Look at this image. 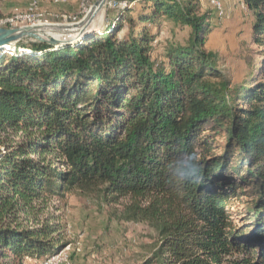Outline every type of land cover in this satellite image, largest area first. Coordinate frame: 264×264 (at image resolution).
<instances>
[{
    "label": "trees",
    "instance_id": "16d2710c",
    "mask_svg": "<svg viewBox=\"0 0 264 264\" xmlns=\"http://www.w3.org/2000/svg\"><path fill=\"white\" fill-rule=\"evenodd\" d=\"M141 1L137 30L126 9L100 34L0 48L6 264L52 256L63 242L60 225L4 218L71 191L99 195L108 205L125 200V220L153 227L159 242L146 264H264V72L232 84L216 67L199 0ZM242 1L262 45L264 0ZM161 16L191 34L185 44L167 45L158 61L146 24ZM123 20L129 29L121 36ZM208 128L226 135L218 155L210 154ZM181 159L195 162L194 177H178ZM238 191L255 199L242 228L228 212Z\"/></svg>",
    "mask_w": 264,
    "mask_h": 264
},
{
    "label": "rangeland",
    "instance_id": "374dc122",
    "mask_svg": "<svg viewBox=\"0 0 264 264\" xmlns=\"http://www.w3.org/2000/svg\"><path fill=\"white\" fill-rule=\"evenodd\" d=\"M40 14L49 23H68L82 20L96 0H38ZM41 2L48 7L42 10ZM55 2V3H53ZM141 0H105L102 6L88 18L85 32L81 37L100 34L108 25L118 21V15L130 10L129 16L136 21L135 29L141 24L137 21L143 12ZM201 11L208 17L211 30L205 42L207 51L214 53L216 67L225 74L232 84L260 78L264 72V44L254 41L252 28L254 19L251 11L242 0H199ZM43 4V3H42ZM23 12L17 11L14 13ZM14 13L0 15L7 16ZM74 17V18H73ZM64 18V19H63ZM119 35L128 33L127 20ZM146 28L154 35L153 56L160 61L164 58L169 44H185L191 28L159 17L156 23H147ZM60 40H70L72 32L46 31ZM80 37V38H81ZM79 39V38H78ZM212 156L223 152L226 135L222 130L208 128ZM250 185L243 184L249 191ZM238 199L228 205L232 222L244 227L245 220L251 217L255 199L250 194L238 191ZM126 201L108 205L99 195H84L78 191L67 192L63 197H52L33 203L26 211L11 213L5 221H14L23 226H34L42 222L60 225L56 237L63 246L52 256L45 258H23V264H146L152 261L157 250L159 236L157 231L146 223L125 220L122 216ZM255 225L254 222H251ZM255 238V237H254ZM59 242V243H61ZM56 257V259H54ZM44 261H49L44 263ZM0 264L6 260L0 258Z\"/></svg>",
    "mask_w": 264,
    "mask_h": 264
},
{
    "label": "water",
    "instance_id": "95a60500",
    "mask_svg": "<svg viewBox=\"0 0 264 264\" xmlns=\"http://www.w3.org/2000/svg\"><path fill=\"white\" fill-rule=\"evenodd\" d=\"M105 0H96V2L90 7V10L85 17L78 22L68 23H49L40 22L35 24L18 25L15 27H0V47L8 45L15 46L19 40L27 39L30 42H46L50 45H60L67 42H73L80 38L85 32V26L87 25L88 18L98 10ZM47 29L64 32H72L71 39L62 40L52 36L46 35Z\"/></svg>",
    "mask_w": 264,
    "mask_h": 264
},
{
    "label": "crops",
    "instance_id": "0c3cea01",
    "mask_svg": "<svg viewBox=\"0 0 264 264\" xmlns=\"http://www.w3.org/2000/svg\"><path fill=\"white\" fill-rule=\"evenodd\" d=\"M38 2V0H0V15L10 14L17 11H24L31 8L39 10ZM40 8L42 10H44L45 8L48 9L45 2H41Z\"/></svg>",
    "mask_w": 264,
    "mask_h": 264
},
{
    "label": "clouds",
    "instance_id": "9594fccd",
    "mask_svg": "<svg viewBox=\"0 0 264 264\" xmlns=\"http://www.w3.org/2000/svg\"><path fill=\"white\" fill-rule=\"evenodd\" d=\"M176 174L181 179L194 177L198 171L195 162L192 159H181L176 162Z\"/></svg>",
    "mask_w": 264,
    "mask_h": 264
},
{
    "label": "built area",
    "instance_id": "2783aa9c",
    "mask_svg": "<svg viewBox=\"0 0 264 264\" xmlns=\"http://www.w3.org/2000/svg\"><path fill=\"white\" fill-rule=\"evenodd\" d=\"M40 22H47L46 18H37V16L33 18H13L9 22H0V27H15L18 25L35 24ZM54 259H56V257ZM46 262L49 261H44V263Z\"/></svg>",
    "mask_w": 264,
    "mask_h": 264
},
{
    "label": "bare ground",
    "instance_id": "6f19581e",
    "mask_svg": "<svg viewBox=\"0 0 264 264\" xmlns=\"http://www.w3.org/2000/svg\"><path fill=\"white\" fill-rule=\"evenodd\" d=\"M55 1L64 2L65 0H55ZM35 16H37V18H43L40 14H37L33 11H23V12L14 13L12 15L0 16V22H9L13 18H33ZM46 31H54V30L47 29ZM9 46L12 45L7 44L6 46H2L0 48H4V47L8 48Z\"/></svg>",
    "mask_w": 264,
    "mask_h": 264
}]
</instances>
